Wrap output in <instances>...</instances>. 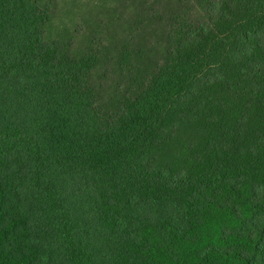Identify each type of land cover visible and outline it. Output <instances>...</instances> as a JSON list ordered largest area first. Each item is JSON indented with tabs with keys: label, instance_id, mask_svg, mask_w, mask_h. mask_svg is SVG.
Instances as JSON below:
<instances>
[{
	"label": "trees",
	"instance_id": "trees-1",
	"mask_svg": "<svg viewBox=\"0 0 264 264\" xmlns=\"http://www.w3.org/2000/svg\"><path fill=\"white\" fill-rule=\"evenodd\" d=\"M104 11L0 0V264H264V0Z\"/></svg>",
	"mask_w": 264,
	"mask_h": 264
},
{
	"label": "rangeland",
	"instance_id": "rangeland-1",
	"mask_svg": "<svg viewBox=\"0 0 264 264\" xmlns=\"http://www.w3.org/2000/svg\"><path fill=\"white\" fill-rule=\"evenodd\" d=\"M49 3L53 17L44 28L47 39L67 40L72 48L80 49L81 39L89 33L94 38H103L115 31L114 24L107 25L105 33L101 31L105 24H95V19L105 20L104 8L113 0H49Z\"/></svg>",
	"mask_w": 264,
	"mask_h": 264
}]
</instances>
